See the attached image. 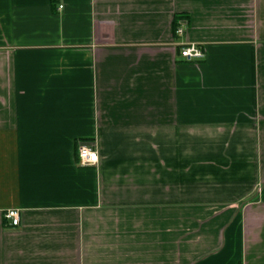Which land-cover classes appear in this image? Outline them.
<instances>
[{"label":"crops","instance_id":"1","mask_svg":"<svg viewBox=\"0 0 264 264\" xmlns=\"http://www.w3.org/2000/svg\"><path fill=\"white\" fill-rule=\"evenodd\" d=\"M0 264H264V0H0Z\"/></svg>","mask_w":264,"mask_h":264},{"label":"built area","instance_id":"2","mask_svg":"<svg viewBox=\"0 0 264 264\" xmlns=\"http://www.w3.org/2000/svg\"><path fill=\"white\" fill-rule=\"evenodd\" d=\"M61 8V6H60ZM178 36L183 35L182 27L178 26L175 30ZM180 56L188 62H194L204 57L202 48L193 42H185L181 44ZM78 160L80 166L92 167L98 163V154L89 143H80L78 146ZM4 218L9 221V224L16 227L20 224V211L16 208H8L4 211Z\"/></svg>","mask_w":264,"mask_h":264},{"label":"trees","instance_id":"3","mask_svg":"<svg viewBox=\"0 0 264 264\" xmlns=\"http://www.w3.org/2000/svg\"><path fill=\"white\" fill-rule=\"evenodd\" d=\"M182 16L181 15H179V16H175L174 17V21H173V29H174V32H175V30L177 29V25H178V20L181 18Z\"/></svg>","mask_w":264,"mask_h":264}]
</instances>
